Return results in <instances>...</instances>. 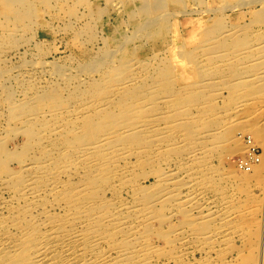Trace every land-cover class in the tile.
Instances as JSON below:
<instances>
[{
	"label": "bare ground",
	"instance_id": "1",
	"mask_svg": "<svg viewBox=\"0 0 264 264\" xmlns=\"http://www.w3.org/2000/svg\"><path fill=\"white\" fill-rule=\"evenodd\" d=\"M194 1L218 11L244 3L256 19L233 22L242 12L211 18L204 7L185 12L195 15L192 26L172 27L175 7ZM258 2L130 0L143 23L135 34L117 30L99 56L80 65L97 73L88 84L67 86L74 90L68 98L55 88L22 101L0 95V110L8 108L26 137L15 151L0 139L1 166L21 164L0 174V193L10 197L0 199V264H169L170 258L181 264L191 244L230 251L231 235L249 217L218 179L253 177L263 202L244 247L264 264V154L257 146L264 147L257 118L264 119V5L258 9ZM33 7L27 0L0 5L16 15V28L37 15ZM0 29L3 38L20 31ZM141 36L155 42L151 59L134 47ZM239 124L243 134L235 138ZM215 153L242 154L238 173L217 174ZM149 176L155 181L145 183Z\"/></svg>",
	"mask_w": 264,
	"mask_h": 264
},
{
	"label": "rangeland",
	"instance_id": "2",
	"mask_svg": "<svg viewBox=\"0 0 264 264\" xmlns=\"http://www.w3.org/2000/svg\"><path fill=\"white\" fill-rule=\"evenodd\" d=\"M27 1L34 4V14L37 15L28 17L25 25L20 28L14 26L16 15L1 12L0 8V28L2 25H10L11 29L20 30L3 38L4 32L0 29V35L2 34L0 36V95L6 98V93H10L12 99L18 101L25 100L26 96L35 99L39 94L53 88L62 93L63 97L68 98L69 93L74 90L70 87L68 90L67 86L78 85L79 82L86 85L94 73L97 74L96 72L89 74L90 70L81 69L80 65L89 56H99L107 48V42L111 35H117V30L125 29V34H135L136 24L143 23L142 19H137L140 15L139 12L134 14L130 12L128 4L130 0ZM263 1L259 0L256 4L258 9L263 7ZM195 2L175 7L174 12L178 14L169 17V24L172 27L179 25L183 31L182 24L189 26L190 23L187 24L189 20L195 18V15L187 16L185 12L196 8L197 11H202L204 7L207 8L204 9L203 14H207L211 18H221L234 15L235 12L236 14L242 12L244 16L242 20L239 21L237 16L233 22L250 25L256 19V11L244 3L238 4L237 8L225 7L224 10L218 11L215 7L205 6V4L196 5ZM1 4L2 0H0ZM261 12L264 15V11ZM190 25L192 26V23ZM116 26L118 29H115ZM256 28L260 27L256 25ZM134 45L136 49H141L144 55L147 54L150 59L153 57L154 41H150L146 36H141L140 41ZM60 65L71 70L72 75L67 77L57 72L56 67ZM0 116V139L6 142V150L15 151L14 148L21 147L26 140L22 133V125L10 119V112L6 106L0 110ZM257 118L263 120L259 122L264 125V119L259 116ZM240 127H243V124L236 126L233 131L235 138L243 134ZM234 140L236 139L232 138L228 148L233 149L235 145L232 142ZM257 146L260 148L261 154H264V147ZM19 150L21 149L17 151ZM240 155L242 154L235 153L227 159V156L215 153L213 165L219 172L217 174L220 176L237 174L236 162L241 160ZM23 159H26V156ZM8 167L3 168L0 164V174H6V170L13 172L21 170V164L17 159L11 160ZM153 181H155V177L149 176L145 183ZM229 181V183H224V180L218 179L219 185L224 190L233 193L234 202L247 213L249 221L239 222V225L242 224L240 226L242 231L232 234V242L225 246L230 251L214 247L210 249L206 244H191L187 247L185 252L187 254L185 257L183 256L184 262L181 264H255L256 253L253 250H247L244 246L252 240L256 231L254 217L260 211V205L263 202L262 184L257 177L245 182L231 178ZM209 194L210 197L213 196L212 193ZM0 199L8 201L9 194L0 193ZM2 213L6 214L7 209H3ZM195 213L198 215V211ZM171 214L172 219L177 222H181L183 219L180 214L175 212H171ZM154 224H157V221ZM155 240L161 246V242ZM233 247L236 249L233 250ZM175 254L173 252L171 255ZM163 260L157 263L168 262V260ZM169 264L178 263L175 259L170 258Z\"/></svg>",
	"mask_w": 264,
	"mask_h": 264
}]
</instances>
